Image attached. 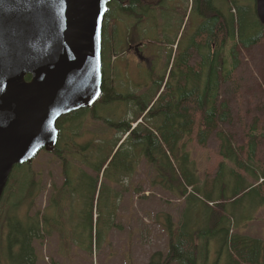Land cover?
<instances>
[{
	"label": "trees",
	"instance_id": "trees-1",
	"mask_svg": "<svg viewBox=\"0 0 264 264\" xmlns=\"http://www.w3.org/2000/svg\"><path fill=\"white\" fill-rule=\"evenodd\" d=\"M243 1L228 0L223 15L220 6L202 0L199 13L205 21L187 45L177 46L173 55L169 48L160 74L152 73L154 63L147 69L154 91L142 102L119 92L112 77L129 45L148 43L140 32L153 17L156 0L108 3L101 95L91 108L59 118L56 147L43 151L49 168L41 169L36 160L14 166L0 202V264H40L39 247L53 230L65 241L58 219L66 217L61 202L67 197L81 202L75 228L82 231L67 235L66 249L72 248L70 242L84 253L100 249L119 226L124 182L134 177L135 165L150 167L151 184L167 189L183 205L180 222L167 221L168 252H154L148 264H264V239L239 231L255 218L251 211L257 204L264 203V52L255 56L264 49V25ZM243 90L252 94L243 95ZM133 100L139 107L129 118L101 117L114 104ZM96 121L116 129L115 135L80 142L88 124ZM193 143L209 154V166L202 170L188 148ZM122 155L126 161H115L113 176L105 181L109 164ZM54 162L60 168L57 178ZM46 192L47 207L55 200V218L47 215V207H38ZM255 195L258 202L251 209ZM211 249L217 250L213 262Z\"/></svg>",
	"mask_w": 264,
	"mask_h": 264
},
{
	"label": "water",
	"instance_id": "water-1",
	"mask_svg": "<svg viewBox=\"0 0 264 264\" xmlns=\"http://www.w3.org/2000/svg\"><path fill=\"white\" fill-rule=\"evenodd\" d=\"M110 1L0 0V200L16 164L55 148L59 118L100 96Z\"/></svg>",
	"mask_w": 264,
	"mask_h": 264
},
{
	"label": "rangeland",
	"instance_id": "rangeland-1",
	"mask_svg": "<svg viewBox=\"0 0 264 264\" xmlns=\"http://www.w3.org/2000/svg\"><path fill=\"white\" fill-rule=\"evenodd\" d=\"M243 4L254 7V0L243 1ZM223 7L225 8V6ZM200 9L198 0H170V2L165 0L161 6L158 5L154 8L152 11L154 12L153 17L146 22L145 29L140 32V35L148 40V43L143 47V51L148 56L147 61L145 63L139 62L130 50H127L118 58L116 64L119 73L112 77V82L114 85H118L119 92L132 93L134 97H140L139 101L142 102L143 98H147L154 91V86L148 78L147 69L150 66H147L148 61L150 58L152 62L154 61L156 68L152 73L160 74L162 68L165 67L169 48H173V55L177 46L180 49L187 45L199 26L202 25L203 19L199 13ZM119 25L120 32L125 34L124 26ZM138 48L136 46V49ZM262 52H264V49L257 50L255 56L258 57ZM244 90L243 95L252 94ZM133 101L135 102L116 103L107 108L109 111H105L101 117L112 118L114 115H119L121 118H129L132 116V110L139 107L137 101ZM242 121L244 124L243 117ZM87 130L91 132H84L78 139L80 142L94 139L95 135L98 140L111 139L116 132L113 127H107L104 121L88 124ZM188 148L192 158L198 162L201 170L209 166L210 157L206 150L199 148L194 143ZM43 151L45 150H41L31 162L36 160L41 164V169H47L50 164L46 162L48 157L43 154ZM131 153L133 155L137 154L135 150ZM115 161L117 164L124 163L126 158L124 155L114 157L113 162L107 168L105 181L112 178L113 167L116 166ZM53 165H55L53 175L57 178L60 168L56 162ZM33 169L35 170V168ZM134 171H136L134 177L124 182L126 190L122 191L123 198L119 204L116 217L119 226L109 232L106 236V242L100 249L93 248L92 253H84L72 242H70L72 248L70 250L66 249L67 235L72 236L75 230V236H78L79 232L82 231L75 228V224L81 221V202L74 197H67V200L61 202V205L65 206L64 213L66 217L64 220L58 219V227L63 230L66 240L64 241L61 238L59 230H53L52 235L47 237L39 247L40 264H52V261H59L61 264H148L150 256L154 252L161 251L166 254L169 250V225L167 221L170 219L176 226L181 220L183 205L181 208L180 200L169 193L167 189L151 184L154 179L151 178L152 170L150 167L146 165L137 167L135 165ZM55 181L59 182V178ZM49 196L50 193L47 192L42 195V198L38 201L40 209H46ZM257 202L258 198L255 195L251 200L250 208L253 209ZM51 205L53 207L48 206L46 213L48 216L54 217L55 200ZM251 215L255 218L242 225L239 231L245 235L264 239V203L262 205L257 204L255 210L251 211ZM216 251L210 250L209 258H212V262L216 256ZM70 254L72 258L69 260L68 255Z\"/></svg>",
	"mask_w": 264,
	"mask_h": 264
},
{
	"label": "flooded vegetation",
	"instance_id": "flooded-vegetation-1",
	"mask_svg": "<svg viewBox=\"0 0 264 264\" xmlns=\"http://www.w3.org/2000/svg\"><path fill=\"white\" fill-rule=\"evenodd\" d=\"M202 0H198V2L200 3ZM210 2V5L212 6H220L221 8V13L223 15H226L227 14V2L228 0H208ZM163 2H165V0H156V3H157V6H161L163 4ZM168 2H170V0H168ZM223 3V4H222ZM225 6V8L223 7ZM202 18V17H201ZM203 19V22L205 21V18H202ZM225 25H226V21H225ZM143 47L142 44L139 45V48L136 49V45H129V50L132 51L133 56L139 61V62H142V63H145L147 61V58L148 56L146 55V53L143 51ZM154 62V61H153ZM153 62L151 61V58L150 60L148 61L147 63V66H149V68L152 66ZM148 68V69H149ZM135 126V125H133Z\"/></svg>",
	"mask_w": 264,
	"mask_h": 264
},
{
	"label": "bare ground",
	"instance_id": "bare-ground-1",
	"mask_svg": "<svg viewBox=\"0 0 264 264\" xmlns=\"http://www.w3.org/2000/svg\"><path fill=\"white\" fill-rule=\"evenodd\" d=\"M254 10H255V1H254ZM255 14H256V11H255ZM256 17H257V15H256ZM257 19H258V17H257ZM259 20V19H258ZM260 22V21H259ZM68 114V113H67ZM66 115V114H65ZM64 116V115H63ZM56 147V146H55ZM27 162H30V161H27ZM27 162H23V163H27ZM23 163H20V164H23ZM17 165V164H16ZM14 168V167H13ZM5 190V189H4ZM4 190H3V192H2V195H3V193H4Z\"/></svg>",
	"mask_w": 264,
	"mask_h": 264
}]
</instances>
